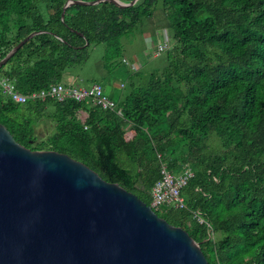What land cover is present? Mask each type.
<instances>
[{
  "label": "trees",
  "instance_id": "16d2710c",
  "mask_svg": "<svg viewBox=\"0 0 264 264\" xmlns=\"http://www.w3.org/2000/svg\"><path fill=\"white\" fill-rule=\"evenodd\" d=\"M63 2L0 0V57L38 30L0 66L19 93L60 81L97 42L110 73L120 37L140 30L156 6L169 41L161 64L142 80L131 76L112 110L89 99L16 102L0 89V123L20 144L64 152L145 203L159 176L156 152L174 170L187 162L184 206L162 204L155 213L184 228L208 264H264V0H101L71 4L60 18ZM40 122L50 130L40 133Z\"/></svg>",
  "mask_w": 264,
  "mask_h": 264
},
{
  "label": "water",
  "instance_id": "95a60500",
  "mask_svg": "<svg viewBox=\"0 0 264 264\" xmlns=\"http://www.w3.org/2000/svg\"><path fill=\"white\" fill-rule=\"evenodd\" d=\"M99 1L65 0L60 18L71 4ZM37 32L13 44L0 66ZM0 264L208 262L184 228L133 192L64 152L20 144L0 123Z\"/></svg>",
  "mask_w": 264,
  "mask_h": 264
},
{
  "label": "rangeland",
  "instance_id": "374dc122",
  "mask_svg": "<svg viewBox=\"0 0 264 264\" xmlns=\"http://www.w3.org/2000/svg\"><path fill=\"white\" fill-rule=\"evenodd\" d=\"M155 34L156 42H161L163 39L168 40L163 11L158 6L153 10L151 17L143 19L140 30L133 28L120 37L122 53L119 57L120 63L110 73H106V69L99 65L105 44L97 42L89 46L88 56L85 61L69 65L64 69L60 82L80 86L87 85L92 81H98L102 84L105 93L111 98L117 99L123 96L131 88V76L136 80H142L148 67H156L161 64L163 51L157 57H152L147 53L148 46H150V44H147L148 38L152 39L150 43L154 44ZM136 70H141L142 73L140 76L134 77L133 74ZM38 130L40 133L49 131L50 124L48 122H40ZM208 144L212 148H217L215 138H210Z\"/></svg>",
  "mask_w": 264,
  "mask_h": 264
},
{
  "label": "built area",
  "instance_id": "2783aa9c",
  "mask_svg": "<svg viewBox=\"0 0 264 264\" xmlns=\"http://www.w3.org/2000/svg\"><path fill=\"white\" fill-rule=\"evenodd\" d=\"M167 46V40L150 44L147 49L152 57L159 56L163 49ZM121 84V83H120ZM0 89L13 101L24 102L28 99L39 98L43 99L50 97L58 101L64 98H71L76 101L89 99L92 103L105 109H114L115 101L107 95L103 86L98 81H92L87 85H72L63 84L62 82L50 83L46 87L32 90L28 93H19L15 90L13 83L5 76L0 75ZM159 160V176L152 183L150 194V206L154 209L162 204L171 207H183V198L180 194V188L186 183L189 177L193 174V169L190 164L183 162L177 169H172L169 166L168 157L163 156L160 152H156ZM199 222H204L208 227V231L212 234L210 225L199 216L195 210L193 213Z\"/></svg>",
  "mask_w": 264,
  "mask_h": 264
},
{
  "label": "crops",
  "instance_id": "0c3cea01",
  "mask_svg": "<svg viewBox=\"0 0 264 264\" xmlns=\"http://www.w3.org/2000/svg\"><path fill=\"white\" fill-rule=\"evenodd\" d=\"M151 23V22H150ZM152 24H153V21H152ZM150 26V25H149ZM152 29L154 30V26L152 25ZM155 32V31H154ZM148 38V37H147ZM148 43L147 44H151L150 42H152V39L148 38ZM157 41L156 39V34H155V42Z\"/></svg>",
  "mask_w": 264,
  "mask_h": 264
}]
</instances>
